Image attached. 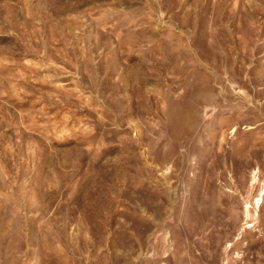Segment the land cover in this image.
Instances as JSON below:
<instances>
[{
	"label": "rangeland",
	"instance_id": "1",
	"mask_svg": "<svg viewBox=\"0 0 264 264\" xmlns=\"http://www.w3.org/2000/svg\"><path fill=\"white\" fill-rule=\"evenodd\" d=\"M0 264H264V0H0Z\"/></svg>",
	"mask_w": 264,
	"mask_h": 264
}]
</instances>
